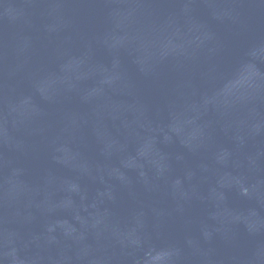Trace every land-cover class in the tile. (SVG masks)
Segmentation results:
<instances>
[{"label":"water","instance_id":"95a60500","mask_svg":"<svg viewBox=\"0 0 264 264\" xmlns=\"http://www.w3.org/2000/svg\"><path fill=\"white\" fill-rule=\"evenodd\" d=\"M0 264H264V0H0Z\"/></svg>","mask_w":264,"mask_h":264}]
</instances>
